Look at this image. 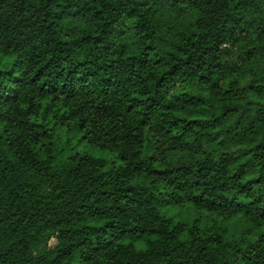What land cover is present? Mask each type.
Returning <instances> with one entry per match:
<instances>
[{
  "label": "trees",
  "instance_id": "16d2710c",
  "mask_svg": "<svg viewBox=\"0 0 264 264\" xmlns=\"http://www.w3.org/2000/svg\"><path fill=\"white\" fill-rule=\"evenodd\" d=\"M0 264H264V0H0Z\"/></svg>",
  "mask_w": 264,
  "mask_h": 264
},
{
  "label": "rangeland",
  "instance_id": "374dc122",
  "mask_svg": "<svg viewBox=\"0 0 264 264\" xmlns=\"http://www.w3.org/2000/svg\"><path fill=\"white\" fill-rule=\"evenodd\" d=\"M60 132L62 135V142L64 144L68 143L71 149H68L64 151L63 153L59 154L58 155L59 161L66 160V158L71 153H74V152L90 154L96 157L108 159L109 161L114 160L113 154L107 151L101 150L100 148L87 143L86 139L81 138L80 133H74L72 135H67L62 130ZM115 162H116L115 164H119L118 160H115Z\"/></svg>",
  "mask_w": 264,
  "mask_h": 264
}]
</instances>
